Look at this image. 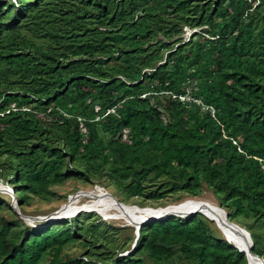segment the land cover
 <instances>
[{"label":"trees","instance_id":"obj_1","mask_svg":"<svg viewBox=\"0 0 264 264\" xmlns=\"http://www.w3.org/2000/svg\"><path fill=\"white\" fill-rule=\"evenodd\" d=\"M100 176L140 207L205 184L264 223V0H0V181L23 213ZM67 219L30 226L0 193V264H248L200 212L142 223L119 255V226ZM80 236L90 261L62 254Z\"/></svg>","mask_w":264,"mask_h":264},{"label":"rangeland","instance_id":"obj_2","mask_svg":"<svg viewBox=\"0 0 264 264\" xmlns=\"http://www.w3.org/2000/svg\"><path fill=\"white\" fill-rule=\"evenodd\" d=\"M152 181H156V180H152ZM97 185H99V186H97ZM4 186H8V187H4L3 189L0 188V193L4 194V197L8 201V204L13 208V204H11V202L16 201V199L13 198L14 194L11 193L13 189L10 188L9 184L4 185ZM101 188H104L105 190H107L109 192H105ZM54 189L56 190V195L53 196V198H51L50 200H43V199H40L38 197H32L30 199V202L28 204L24 205V207L22 209L23 213H22L20 208H18L17 206H14V208L16 209L15 210L16 216L23 218V220H25L30 226H34L37 228L38 226H40L42 224L43 221H44V223H46L45 222L46 219H32V218H28V216L53 215L52 213L54 211H56L60 206H63L73 194L89 193L87 191L96 190V192L94 194L92 193V195L94 197H88L87 195L80 196L79 199L75 202V204L77 203V205L82 204V203H86L87 205H95V204L105 203L106 200L102 199V197L110 196L111 194H112L111 196H113V194H114L115 196H117V198H120V199L122 198L121 192H119V190H117L116 186L111 185V183H109L108 180L104 176H100L97 178L94 177L92 183L87 182L83 179L81 180L79 178L71 179V180L66 181L63 184L55 185ZM111 198H113V197H111ZM187 199H200V200L208 202L209 204L220 206L217 197L213 194V192L209 188H207L205 186V184L203 185L202 192L197 196H191V195H187V194H183V193H181L180 195L174 194L173 196L168 195V197L164 198L163 200L148 202L147 204L144 205V207H140L139 205H136V206L132 205L133 198H131L129 200V202H125L124 204L128 205L130 207L133 206L136 209H145V208L155 209V208H159V207L169 206L172 204L170 202H173V203L174 202H181V201L187 200ZM161 205H163V206H161ZM154 206H156V207H154ZM78 209L79 208H77L74 211H77ZM222 210L224 212L226 211L225 214L227 213V210L225 208L224 209L222 208ZM59 211H61V208ZM74 211H71L67 214L72 215V213ZM83 211L93 212L94 214H96V216L99 217V219L101 221H105L106 224H112L115 226H119V230L114 231V232L110 231V233L108 232L109 234L107 237V239H111V243L115 242V244H118V245H116V248H115L116 251L119 250L117 255L126 254V253H129L131 251V249L133 247L134 239H135V235H134L135 224H133L134 220L131 223H129L124 218H120V219L112 218L113 215L116 213V211L112 210V209L105 211L106 213L104 211L98 212V210H95V211L90 210L89 208H88V210H83ZM4 213H5V216L7 218H11V216H13L12 214H10L7 211H5ZM201 214H203V213H201ZM59 215H61L62 217H59L58 215L53 216V222L59 220L60 218L66 220V221L70 220L67 218L70 217L71 215H66V213H59ZM177 215H179V214H177ZM187 215L188 214H182L180 216H187ZM204 216L208 218L207 215H204ZM253 216H255V215L251 214L249 216H245V218L243 220L237 218V220L231 219L230 221H233V222L241 225L244 228H246L245 225H252V223H253L252 229L261 232V241L264 244V223L259 225L257 219L252 218ZM25 217H27V218H25ZM93 217L94 216L91 215L89 217L84 218V220L87 221V220L92 219ZM208 219L210 220L212 230L215 231L219 235H223V233L220 230V228L218 227L217 223L214 220H212L211 218H208ZM63 222H65V221H63ZM106 233H107V231L105 232V234ZM116 236H117V239L116 238L114 239V237H116ZM89 238L93 244H98L99 242L100 243L103 242L101 237H96V236L93 237L92 236ZM251 239L252 238L250 235V240ZM81 240H84V238L81 236L73 239V241L69 242L67 245L64 246V248L62 250V254L63 255L67 254L69 256H76V257H79L82 259L84 258L86 261H90V256L86 255L84 253V250H86L87 246L83 245L81 243ZM250 245H252V242H250ZM91 261L94 264H106L104 261H101L98 258H95ZM249 263L250 262L248 260V264ZM252 264H254V263H252Z\"/></svg>","mask_w":264,"mask_h":264},{"label":"bare ground","instance_id":"obj_3","mask_svg":"<svg viewBox=\"0 0 264 264\" xmlns=\"http://www.w3.org/2000/svg\"><path fill=\"white\" fill-rule=\"evenodd\" d=\"M89 193H76L73 194L68 201L61 207V211H58L59 213H66V215L71 211L79 209H90V210H98L100 211H108L109 209L115 210L116 213L113 215L112 218L120 219L124 218L129 223H131L133 220V224H137L142 219L150 216L155 215H164L166 213L169 214H186L188 212L197 210L196 212H202L204 215H207L209 218L214 220L220 230L222 231L224 237H226L229 242L237 246L238 248H242L246 250L250 246V237L246 231L241 229V225H236L233 222L229 221L225 217V212L222 210L221 207L218 205L209 204L206 201L200 200V199H187L183 200L181 202H174L169 206L166 207H159L155 209L151 208H145V209H136L133 206L125 205L123 202L121 204H118V202L110 196L102 197V199L106 200L105 203L101 204H95V205H87L86 203H82L77 205L75 202L79 199L82 195H87L88 197H94L92 193L94 194L96 190L93 191H87ZM13 204V203H12ZM15 205V204H14ZM136 206V205H134ZM106 213V212H105ZM73 214V213H72ZM65 215V216H66ZM59 217H62L61 215H58ZM244 228V227H243ZM245 229V228H244ZM262 257H255L253 255H249L250 262L257 264L258 261H260Z\"/></svg>","mask_w":264,"mask_h":264},{"label":"water","instance_id":"obj_4","mask_svg":"<svg viewBox=\"0 0 264 264\" xmlns=\"http://www.w3.org/2000/svg\"><path fill=\"white\" fill-rule=\"evenodd\" d=\"M113 197L115 198V200L118 202V204H121V205H123L122 204V202L121 201H119L118 200V198L116 197V196H114L113 195ZM13 198H15V197H13ZM12 203H13V201H12ZM14 204V203H13ZM220 207V206H219ZM13 209L14 210H16L15 208H14V205H13ZM60 210V208H58L56 211H54L52 214L53 215H45V216H40V215H35V216H28V218H32V219H46L47 221H48V223H52L53 222V216L55 215H59V213H58V211ZM80 210H82V209H80ZM197 210H194V211H191V212H188V213H186V214H188V215H190V214H194L195 212H196ZM202 213V212H201ZM176 214H179V215H182V214H180V213H176ZM170 214L169 213H166V214H164V215H155V216H150V217H146V218H144V219H142L140 222H138L136 225H135V228H136V237L138 236V230H139V227H140V225L142 224V223H144V222H146V221H148V220H152V219H161V218H165V217H168ZM225 217H226V219L227 220H229V218H228V215H227V213L225 214ZM25 218H27V217H25ZM209 218V217H208ZM52 221V222H51ZM230 221V220H229ZM231 222H233V221H231ZM234 224H236V225H238L237 223H235V222H233ZM239 226V225H238ZM240 227V226H239ZM241 229H243L244 231H246L249 235H250V233H249V231L245 228H243V227H240ZM251 242H252V240H251ZM235 246V245H234ZM237 247V246H236ZM251 247H252V245H250L249 246V248H247L246 250H244V249H242V248H238L239 250H243V251H245V253H246V257H247V259L249 260V255L251 256V255H253V256H255V257H257V258H259V257H262V256H260V255H258V254H256V253H253L252 251H251ZM249 262H250V260H249ZM251 263V262H250ZM262 263H264V256L262 257V259L260 260V261H258L257 262V264H262ZM252 264V263H251Z\"/></svg>","mask_w":264,"mask_h":264},{"label":"built area","instance_id":"obj_5","mask_svg":"<svg viewBox=\"0 0 264 264\" xmlns=\"http://www.w3.org/2000/svg\"><path fill=\"white\" fill-rule=\"evenodd\" d=\"M196 30H198V28H192V29H189V30L186 32V34H185V38H184V39H185V40H188L190 34H191L192 32H194V31H196ZM185 99H186V100H191V98H190L189 95H186V96H185ZM97 186H99V185H97ZM100 187H101V186H100ZM101 189H103L105 192H109V191L105 190L104 188H101ZM132 205H136V204H132Z\"/></svg>","mask_w":264,"mask_h":264},{"label":"clouds","instance_id":"obj_6","mask_svg":"<svg viewBox=\"0 0 264 264\" xmlns=\"http://www.w3.org/2000/svg\"><path fill=\"white\" fill-rule=\"evenodd\" d=\"M4 185H7L6 183H2L1 181H0V188L1 189H3L4 187H8V186H4ZM11 193H13V191L11 192ZM119 200V199H118ZM120 201V200H119ZM122 202V201H121ZM13 203L15 204H13L14 206H16V201H13ZM11 204H12V202H11ZM137 205V204H136ZM62 206H60L59 208H61ZM82 210H88V209H82ZM80 211V209H78L77 211H74L73 212V216L76 214V213H78ZM71 215V216H72ZM103 215V214H102ZM107 218V217H106ZM47 221V220H46ZM135 237H136V228H135Z\"/></svg>","mask_w":264,"mask_h":264}]
</instances>
